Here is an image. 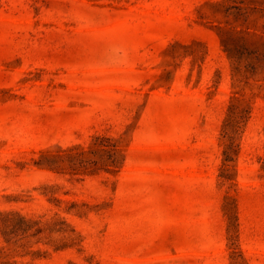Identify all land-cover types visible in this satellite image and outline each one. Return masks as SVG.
<instances>
[{
  "label": "rangeland",
  "instance_id": "374dc122",
  "mask_svg": "<svg viewBox=\"0 0 264 264\" xmlns=\"http://www.w3.org/2000/svg\"><path fill=\"white\" fill-rule=\"evenodd\" d=\"M0 264H264V0H0Z\"/></svg>",
  "mask_w": 264,
  "mask_h": 264
}]
</instances>
